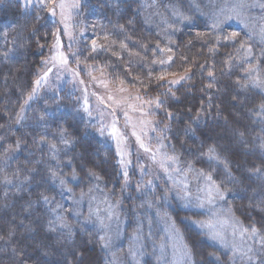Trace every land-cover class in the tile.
Returning a JSON list of instances; mask_svg holds the SVG:
<instances>
[{
    "label": "trees",
    "instance_id": "trees-1",
    "mask_svg": "<svg viewBox=\"0 0 264 264\" xmlns=\"http://www.w3.org/2000/svg\"><path fill=\"white\" fill-rule=\"evenodd\" d=\"M91 1L94 15L110 26L109 33L131 54L160 59L166 38L144 25L138 0ZM56 29L49 17L17 0H0V264H109L100 229L76 222L67 211L50 217L40 201L52 185L45 173L49 149L62 133L72 145L60 167L77 178L69 184L74 191L87 188L90 173L98 176L105 191L129 212L125 233L135 229V219L148 223L154 232L151 240L145 239L142 264H159L160 231L153 209L178 228L192 264H232L229 253L188 222L202 219L201 211L167 202L161 187L136 193V184L122 180L113 145L89 132L88 120L68 94H58L64 107L54 114L47 112L44 100L27 103ZM231 34L195 16L172 34V59L164 67L149 65L147 72L133 65L123 69L134 70L126 79L127 87L154 101L159 98V107L152 103L149 108L156 120L155 133L173 151L188 149L191 163L211 176L234 217L245 228L254 227L264 242V149L260 147L264 93L246 85L243 74L249 63L264 73V53L244 32L225 39ZM246 50L248 63L243 60ZM213 155L219 159H212ZM256 168L259 174L251 171ZM8 180L16 193L6 202L1 196ZM30 202L33 205L25 208Z\"/></svg>",
    "mask_w": 264,
    "mask_h": 264
},
{
    "label": "rangeland",
    "instance_id": "rangeland-1",
    "mask_svg": "<svg viewBox=\"0 0 264 264\" xmlns=\"http://www.w3.org/2000/svg\"><path fill=\"white\" fill-rule=\"evenodd\" d=\"M19 2L23 6V0ZM59 2L56 0L57 4ZM66 2L71 4L75 0ZM79 4V8H69L63 14L56 7L54 17L46 8H28L49 17L57 29L27 103L44 100L47 112L54 114L64 107L56 98L58 94H68L88 120L89 132L113 145L122 180L136 184V193L150 189L159 191L161 187L167 202L204 214L202 219H188V222L209 242L229 253L232 264H264V242L234 217L224 201V194L221 198L212 179H206L209 175L191 163L189 150L173 151L155 133L156 120L149 110L153 108L151 102L154 100L127 87L126 79L134 70L123 69L127 65L140 66L147 72L149 65L164 67L170 61L172 34L191 23L195 16L206 18L212 27L216 24L214 28L220 30L244 32L257 43L260 53H264V0H138L137 10L144 25L166 38L167 45L161 48L159 60H150L152 57L146 53L144 59L131 54L128 47L109 33L110 26L105 21L102 24L94 15L91 0H79ZM52 6L48 4V7ZM93 41L98 45L95 49ZM59 53L67 58L66 64L60 63ZM248 54L246 50L243 55L246 63L250 58ZM248 66L243 73L247 78L246 85L264 93V73L256 64L249 63ZM37 80H40L39 84ZM253 81L261 86H254ZM64 140L69 143L65 144ZM53 145L55 148L49 149L50 163L45 172L52 185L40 198L49 216L58 217L67 211L78 219L76 222L90 223L100 229L109 264H142L146 254L145 239L151 240L154 236L149 224L142 225L135 219V229L126 234L124 228L129 221V212L105 191L98 176L91 175L87 188L78 192L69 185L77 178L64 174L60 167L72 145L69 136L60 134ZM3 185L1 199L7 202L16 193V188L10 180ZM158 195L162 196L160 192ZM28 204L25 208L33 205ZM152 214L156 231H160L157 238L159 264H192L178 228L158 209H153Z\"/></svg>",
    "mask_w": 264,
    "mask_h": 264
},
{
    "label": "snow or ice",
    "instance_id": "snow-or-ice-1",
    "mask_svg": "<svg viewBox=\"0 0 264 264\" xmlns=\"http://www.w3.org/2000/svg\"><path fill=\"white\" fill-rule=\"evenodd\" d=\"M18 2H19V0H18ZM49 3H51L53 6L52 7H48V4ZM23 6L25 8H29V7H32V6H37L40 9H45L46 8L47 9V13L50 14V15H52L54 17L56 15V12H55V8L56 7H59L60 10H61V13L63 14L69 8H73V9L79 8L80 7V4H79V0H75V2L74 3H71V4H68L66 2V0H60V2L58 4L56 3V0H23ZM39 18H40L39 15H37V19H39ZM216 26H217L216 24L213 25V27H216ZM198 35H202V34H198ZM236 36H237V33H232L231 34V37H225V39L235 38ZM92 44H93V48L94 49L98 47V45L96 44L95 41H93ZM56 46L57 45H54V47H56ZM56 58L57 57H54L53 59H56ZM58 58L60 60V63H62V64H66L67 63V58L64 56L63 53H59L58 54ZM171 59H172V57H169V60H171ZM160 63H164V61H160ZM49 71H51V69H49ZM45 75H47V73H45ZM208 75L211 76L212 73L209 72ZM185 78H186V75L179 77V80H183ZM159 79H163V77H160ZM171 82L172 83H177L179 81L178 80H173ZM36 83L39 84L40 83V80H37ZM253 84L256 87H260L261 86L260 83L259 82H256V81H253ZM33 92H35V89H33ZM158 101H159V98H156V100L155 101H152L151 103H156V106L159 107V102ZM260 107L261 108H264V104H262ZM17 123H19V120H17ZM241 135H243V134H241ZM63 142L65 144L69 143L68 140H64ZM17 147H19V143L17 144ZM51 147L52 148H55V145H51ZM260 147L262 149H264V138L261 139ZM214 151H215L214 149H211V148L209 149V152L210 153H214ZM211 158L212 159H219L218 157H216L214 155ZM168 159H174V158L173 157H168ZM123 163L124 162L121 161V164L122 165H123ZM251 171H253L256 174H259L260 173V169L259 168L253 169ZM90 175H92V173H90ZM53 176H55V173H53ZM206 179L211 180V176L206 177ZM61 183H63V180H61ZM216 192H217V194L221 198H223V193H220L219 188H216ZM44 199L47 200V197H44ZM61 227H67V226L64 225L63 223H61ZM256 231L257 230L253 227V229H252L253 234H255ZM213 239H215V237H213ZM101 240L104 241V237H101ZM104 246L107 247L108 246L107 243H105Z\"/></svg>",
    "mask_w": 264,
    "mask_h": 264
}]
</instances>
